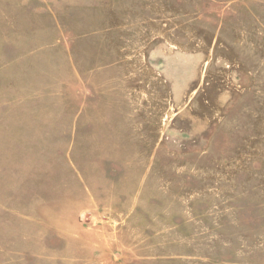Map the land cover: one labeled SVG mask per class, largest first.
Returning a JSON list of instances; mask_svg holds the SVG:
<instances>
[{"label":"rangeland","instance_id":"rangeland-1","mask_svg":"<svg viewBox=\"0 0 264 264\" xmlns=\"http://www.w3.org/2000/svg\"><path fill=\"white\" fill-rule=\"evenodd\" d=\"M0 264H264V0H0Z\"/></svg>","mask_w":264,"mask_h":264},{"label":"crops","instance_id":"crops-1","mask_svg":"<svg viewBox=\"0 0 264 264\" xmlns=\"http://www.w3.org/2000/svg\"><path fill=\"white\" fill-rule=\"evenodd\" d=\"M7 24H11V22H7ZM28 120H23V121H21V122H18L17 124H21L20 126H27V125H30V124H32V125H35V124H37V123H39V124H42V121L41 120H39V119H35V120H31V122H27ZM54 122V121H53ZM18 136V135H17Z\"/></svg>","mask_w":264,"mask_h":264}]
</instances>
